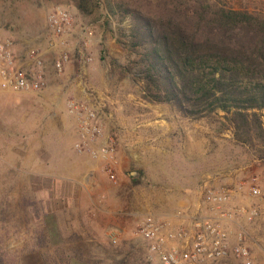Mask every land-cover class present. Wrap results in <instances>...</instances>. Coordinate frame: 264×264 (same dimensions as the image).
Segmentation results:
<instances>
[{
	"label": "rangeland",
	"instance_id": "374dc122",
	"mask_svg": "<svg viewBox=\"0 0 264 264\" xmlns=\"http://www.w3.org/2000/svg\"><path fill=\"white\" fill-rule=\"evenodd\" d=\"M76 1L0 0V36L11 38L16 53L22 61L27 62L26 55L29 48L39 47L42 50L48 48L47 42L51 37L48 15L55 6L63 5L72 12L74 25H78L79 29L83 26H91L93 23L92 26L98 27L106 34V37L114 38L116 51L113 56L110 55L112 57L109 58L110 62L112 64L115 60L117 63H124L126 56L118 47L114 32L111 30V26L115 27L116 23L107 27L102 24V19L96 18V13L89 16L81 14ZM228 1L236 7L248 6L264 12V0ZM105 55L109 56V49ZM54 59L53 57L50 60L48 68L49 75H52L55 83V79L60 76L57 74ZM112 68L115 71L113 65ZM137 94L139 95L138 88ZM50 104L51 95L46 94L45 90L38 94L31 92L0 93V236L3 239V246L15 254L17 264H46L45 255H54L59 246L67 249L77 247L79 252L85 256L87 254L98 256L100 255L97 249L98 243L106 245L112 242L111 233L119 234L117 244L127 240L134 242L138 247L139 243L143 242L137 233L138 221L144 215L154 213V211L139 207L148 195L142 183L134 185L131 180L128 183H119L118 178L114 181L106 173L105 181L109 185L107 184V190L100 192L104 194L101 199L120 192L122 200L130 202V205L117 206L108 204L107 201L102 202V206L107 211L89 207L88 204L75 206L74 202L69 203L67 200V193L73 192V188L66 185L65 194L62 197L66 199L63 206L61 207V192L58 189L56 192L59 197L56 198L55 195L53 198L55 201L53 204L56 203L58 206L57 212L52 214L54 207H52V212L47 210L46 199L49 198V192L44 190L43 179L36 177L31 172V168L35 154L44 156L45 145L52 143V131H59L67 124L66 112L49 109ZM188 119L195 121L198 128L205 126L210 130L208 134L210 145L205 147L198 141L193 148L197 154V157L192 160L196 182L194 185L191 184L187 193L190 192L194 203L198 204L201 200L200 186L211 177V183L219 189L229 188L235 192L233 202H235V197H249L247 201L250 200V203L240 204H258L261 214L255 223L243 220V228L247 234L251 235L250 241H253L257 235L264 236V159L258 158L248 146L238 143L234 139L231 128L221 131L219 122H212L205 117ZM52 122H55V126H52ZM20 157L28 159L18 160L17 158ZM182 161L183 159H173L166 160V163L170 162L174 168L182 170ZM178 172L173 175L174 182H176ZM242 172L245 174L234 179L233 182L222 183V179L226 178L228 173L232 175L237 173L233 176H238ZM252 177L258 178L257 183L262 189L263 195L258 199L250 198L249 187ZM133 204H136V207ZM196 207L197 205L193 204L190 210ZM179 208L182 207H178L172 214ZM110 210H118L122 213L119 214L118 211L114 213ZM123 214L127 217V221L121 219L125 229L115 230L110 224L115 216L123 217L125 216ZM255 257L257 262L261 260L259 256ZM226 261L229 264H243L233 255ZM68 264L83 263L71 260Z\"/></svg>",
	"mask_w": 264,
	"mask_h": 264
},
{
	"label": "trees",
	"instance_id": "16d2710c",
	"mask_svg": "<svg viewBox=\"0 0 264 264\" xmlns=\"http://www.w3.org/2000/svg\"><path fill=\"white\" fill-rule=\"evenodd\" d=\"M111 26L140 97L181 117L209 118L264 159V12L228 0H77ZM142 176L131 179L139 185ZM98 243L100 255L59 246L46 264H149L146 242ZM0 236V264H17ZM67 263V264H68ZM224 264H229L225 261Z\"/></svg>",
	"mask_w": 264,
	"mask_h": 264
},
{
	"label": "crops",
	"instance_id": "0c3cea01",
	"mask_svg": "<svg viewBox=\"0 0 264 264\" xmlns=\"http://www.w3.org/2000/svg\"><path fill=\"white\" fill-rule=\"evenodd\" d=\"M92 25L93 23L91 26H83L84 29L91 27L95 31L89 45L84 43L83 28L79 29V26L75 25L73 32L68 36V45L55 48L48 46L43 50L48 81V86L44 90L46 94L51 95L49 109L64 110L67 115L66 126L59 131H52V143L45 145L44 156L35 154L31 168V172L36 177L43 179L44 190L49 192V198L46 199L47 210L52 212L54 207L52 214L57 212L58 206L56 203L53 204V198L55 195L56 198L59 197L58 189L61 192V207L63 206L66 199L62 197L66 185L73 188V192L67 193V200L69 203L74 202L75 206L88 204L89 207L107 211L102 206V202L107 201L108 204L117 206L130 205V202L122 200L120 192L101 199L104 194L100 192L106 189L108 184L105 181L107 174L104 171V161L93 159L88 151L79 153L76 150L75 145L79 136L76 132L75 119L67 112L69 98L90 103L100 101L103 104L101 116L105 124L104 133L105 136H114L117 148L118 182L128 183L133 179L131 173L139 171V177L142 176L141 183L144 184L143 189L148 191L146 200L139 207L154 211L158 216L163 217L172 214L178 207L190 209L193 204L198 206L199 202L194 203L193 195L187 193L191 184L194 185L196 182L192 160L197 154L193 148L198 141L205 147L210 145L208 135L210 130L205 126L198 128L195 121L181 118L167 104L144 101L137 94V87L132 84L130 77H120L112 68L109 58H112L116 51L115 39L106 37L103 31ZM64 47L71 50V60L65 64L64 73L58 75L60 77L55 79L54 83V78L49 75V62L53 57L56 59ZM108 49L110 57L105 55ZM88 55L93 57L91 61H86ZM86 84L92 87L94 92H90ZM52 126H55V122H52ZM105 136L101 138L102 141L107 139ZM17 159L24 161L28 158ZM173 159H183L182 170L174 168L170 162L166 163V160ZM177 171L179 172L174 182L173 175H176ZM244 174L245 172H242L238 176H233L237 173L233 175L228 173L226 178L222 179V183H231ZM242 197H235L234 203H250V200L247 201L249 197ZM133 206L136 207V204ZM110 211L116 213L118 210ZM121 213L122 211L119 212ZM122 218L127 221L126 215L115 216L110 225L115 230H124ZM242 222L243 219H236L231 227L234 229L243 227ZM250 236V234L246 235V242L254 256V264H264V243H262L264 236L257 235L255 239L252 237L253 241L249 240ZM255 256H259L261 260L257 262Z\"/></svg>",
	"mask_w": 264,
	"mask_h": 264
},
{
	"label": "built area",
	"instance_id": "2783aa9c",
	"mask_svg": "<svg viewBox=\"0 0 264 264\" xmlns=\"http://www.w3.org/2000/svg\"><path fill=\"white\" fill-rule=\"evenodd\" d=\"M48 24L51 31L48 46L68 45V36L75 27L72 12L57 5L48 15ZM80 28L84 31V43L89 45L95 35L94 29ZM26 57L29 64L18 56L11 38L0 36V93L38 94L48 86L43 50L31 47ZM85 59L91 61L93 57L88 55ZM70 60L71 50L64 47L55 59L58 75L64 73L65 64ZM87 84L88 90L94 92ZM102 110L100 101L67 100V112L74 117L79 136L76 150L79 153L88 151L93 159L104 161V171L117 181V148L114 136H105ZM104 136L107 139L102 141ZM257 180L252 177L249 187L250 196L256 199L263 195ZM199 193L201 200L193 210L182 207L168 216L148 213L139 219L137 233L146 242L147 261L150 264H224L233 255L243 264H254V256L246 242V230L242 226L234 229L231 224L239 218L254 222L260 217V206L235 204V192L229 188L219 189L211 183V177L201 184ZM119 237L118 233H111L112 242L116 243Z\"/></svg>",
	"mask_w": 264,
	"mask_h": 264
},
{
	"label": "water",
	"instance_id": "95a60500",
	"mask_svg": "<svg viewBox=\"0 0 264 264\" xmlns=\"http://www.w3.org/2000/svg\"><path fill=\"white\" fill-rule=\"evenodd\" d=\"M140 176V172L139 171H133L131 173V177L134 179V178H138Z\"/></svg>",
	"mask_w": 264,
	"mask_h": 264
}]
</instances>
